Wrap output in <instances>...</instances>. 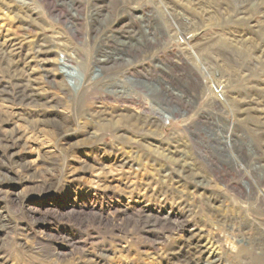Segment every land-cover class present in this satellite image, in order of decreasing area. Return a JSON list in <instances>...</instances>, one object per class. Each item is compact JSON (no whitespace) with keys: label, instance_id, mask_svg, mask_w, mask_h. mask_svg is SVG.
Returning a JSON list of instances; mask_svg holds the SVG:
<instances>
[{"label":"rangeland","instance_id":"rangeland-1","mask_svg":"<svg viewBox=\"0 0 264 264\" xmlns=\"http://www.w3.org/2000/svg\"><path fill=\"white\" fill-rule=\"evenodd\" d=\"M0 264H264V0H0Z\"/></svg>","mask_w":264,"mask_h":264},{"label":"built area","instance_id":"built-area-1","mask_svg":"<svg viewBox=\"0 0 264 264\" xmlns=\"http://www.w3.org/2000/svg\"><path fill=\"white\" fill-rule=\"evenodd\" d=\"M100 58H102L103 59V57L101 56ZM125 59H128V58H125ZM99 72H101V71H99Z\"/></svg>","mask_w":264,"mask_h":264},{"label":"bare ground","instance_id":"bare-ground-1","mask_svg":"<svg viewBox=\"0 0 264 264\" xmlns=\"http://www.w3.org/2000/svg\"><path fill=\"white\" fill-rule=\"evenodd\" d=\"M246 53H247V52H246ZM246 53H245V54H246ZM98 61H100V60H98Z\"/></svg>","mask_w":264,"mask_h":264}]
</instances>
